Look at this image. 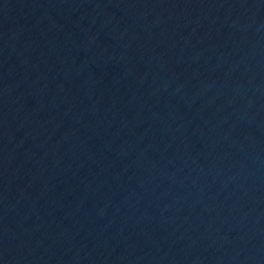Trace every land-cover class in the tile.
I'll return each mask as SVG.
<instances>
[{
	"label": "water",
	"instance_id": "obj_1",
	"mask_svg": "<svg viewBox=\"0 0 264 264\" xmlns=\"http://www.w3.org/2000/svg\"><path fill=\"white\" fill-rule=\"evenodd\" d=\"M0 264H264V0H0Z\"/></svg>",
	"mask_w": 264,
	"mask_h": 264
}]
</instances>
